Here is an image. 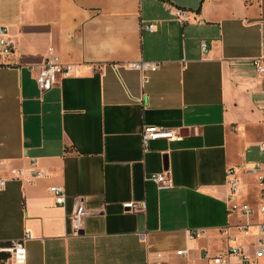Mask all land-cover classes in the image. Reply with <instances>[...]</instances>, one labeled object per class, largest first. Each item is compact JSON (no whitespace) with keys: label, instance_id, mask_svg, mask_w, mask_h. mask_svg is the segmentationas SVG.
Returning a JSON list of instances; mask_svg holds the SVG:
<instances>
[{"label":"crops","instance_id":"1","mask_svg":"<svg viewBox=\"0 0 264 264\" xmlns=\"http://www.w3.org/2000/svg\"><path fill=\"white\" fill-rule=\"evenodd\" d=\"M0 26L15 43L0 58V245L29 232L27 264H208L203 252H223L228 236L253 251L257 227L250 237L236 227L226 174L238 170L242 200L257 208L242 169L263 159L264 0H0ZM50 48L75 68L42 92ZM140 59L159 63L146 84L125 65ZM145 125L183 138L144 151ZM32 162L45 172L34 182ZM164 171L170 188L151 178ZM142 201L144 212L126 205ZM80 204L88 213L76 233ZM193 229L204 234L191 238Z\"/></svg>","mask_w":264,"mask_h":264},{"label":"built area","instance_id":"2","mask_svg":"<svg viewBox=\"0 0 264 264\" xmlns=\"http://www.w3.org/2000/svg\"><path fill=\"white\" fill-rule=\"evenodd\" d=\"M187 13V11L182 9H177L175 12L177 18L182 21H188ZM146 28L153 31L155 25L150 24ZM202 49L205 51L207 44H203ZM14 51L15 43L9 35L8 29L5 26H0V58H8ZM125 65L141 71L143 84L149 81L147 72H153L159 68L158 62L143 59L128 62ZM255 66L259 73L264 72V61L255 62ZM74 68L75 66L73 64L61 63L58 57L54 55L53 48H50V54L44 64L39 68L36 77L40 90L45 92L52 89L60 77L68 75ZM31 69L34 70L35 67L32 66ZM141 137L144 151H147L151 142L155 140L167 139L174 141L183 138L180 130L158 125H145L142 129ZM258 148L263 159L248 162L242 169L244 174L254 180L256 184L258 190L257 208L251 202L242 200L245 185L238 177V170L235 167H230L226 174L230 189L227 204L229 212L236 214L239 219L236 227L248 237L252 235V227H257L256 236L258 239L256 242L251 243L253 251L246 253L241 246L232 244V238L228 236L227 247L223 252L217 254H212L209 250L203 252V258L208 264H264V137L258 142ZM2 165L3 161L0 160V166ZM30 174L32 176L29 180L30 182H34V179L45 176V172L36 166V162L31 163ZM10 177L22 179L24 177V171L18 168H12ZM151 178L158 184L159 188H170L173 186V181L166 171L153 174ZM7 181L8 178L0 176V190L6 187ZM49 191L54 195L56 204L61 206L66 204V191L63 186L53 185L49 188ZM126 205L135 212H144L147 207L146 201L129 202ZM87 213L88 211L83 204L78 205L72 216V225L76 233H79L82 229ZM255 216L260 217L258 221L254 220ZM189 234L191 238H198L204 234V230L193 229L190 230ZM30 238L31 234L26 232L23 237L12 240L9 245H0V252L9 253V264H27V241ZM177 253L182 254L184 250H178ZM157 256L161 257L162 254L158 253ZM153 264L161 263L155 262Z\"/></svg>","mask_w":264,"mask_h":264}]
</instances>
